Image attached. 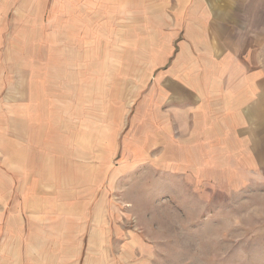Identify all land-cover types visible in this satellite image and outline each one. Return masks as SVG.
I'll return each mask as SVG.
<instances>
[{"label": "rangeland", "instance_id": "rangeland-1", "mask_svg": "<svg viewBox=\"0 0 264 264\" xmlns=\"http://www.w3.org/2000/svg\"><path fill=\"white\" fill-rule=\"evenodd\" d=\"M210 2L0 0V264H264V171L195 136Z\"/></svg>", "mask_w": 264, "mask_h": 264}, {"label": "crops", "instance_id": "crops-1", "mask_svg": "<svg viewBox=\"0 0 264 264\" xmlns=\"http://www.w3.org/2000/svg\"><path fill=\"white\" fill-rule=\"evenodd\" d=\"M209 4L219 9L218 0ZM221 8L227 10L230 26L222 39L227 47L210 67L211 86L206 88L217 96L196 109L200 127L197 123L195 136L226 139L227 145L241 148L236 152L254 154L258 169L264 171V0H225ZM211 14L218 25L224 23V17ZM209 104L217 108L210 112Z\"/></svg>", "mask_w": 264, "mask_h": 264}]
</instances>
